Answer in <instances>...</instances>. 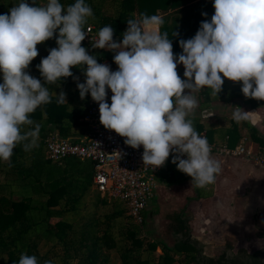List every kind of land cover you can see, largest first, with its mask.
I'll return each instance as SVG.
<instances>
[{
  "label": "clouds",
  "instance_id": "clouds-1",
  "mask_svg": "<svg viewBox=\"0 0 264 264\" xmlns=\"http://www.w3.org/2000/svg\"><path fill=\"white\" fill-rule=\"evenodd\" d=\"M213 7L210 22L203 21L193 38L180 40L178 57L172 39L159 31L164 23L160 15L133 13L122 42L113 40L111 25L101 28L91 38V47L115 53L118 67L112 71L81 46L88 35L85 26L94 19L85 0L70 5L47 0L44 6L19 0L0 15V160H10L18 144L25 151L35 147L40 125L30 116L51 102L46 85L73 76V67L86 66L85 82L77 83L80 98L90 93L99 104L101 125L123 137L125 145L143 147L144 166L161 167L171 153L172 163L191 177V184L204 188L215 183L221 164L211 157L207 138L190 118L198 107L194 93L207 87L218 96L227 79L242 83L245 97L264 100V0H213ZM57 31L58 47L49 49L37 66L42 84L26 70L38 56L37 45L53 39ZM178 64L183 65L184 79L177 73ZM56 96L58 102L66 101L63 92ZM251 116L234 107L236 123L250 121ZM18 264L38 260L22 253Z\"/></svg>",
  "mask_w": 264,
  "mask_h": 264
},
{
  "label": "trees",
  "instance_id": "trees-1",
  "mask_svg": "<svg viewBox=\"0 0 264 264\" xmlns=\"http://www.w3.org/2000/svg\"><path fill=\"white\" fill-rule=\"evenodd\" d=\"M212 1L85 0L94 13V19L90 18L86 26H92L98 33L101 28L111 25L113 40L122 42L127 20L133 13L137 17L142 14L160 15L164 23L159 31L161 34L166 32L172 39L173 53L178 57L182 53L180 40L193 38L203 21L210 22L215 10L213 3L208 7L205 4ZM18 2L0 0V15L8 13ZM26 2L30 6H44L47 0ZM59 2L70 5L75 0ZM184 11L188 13L183 19L181 17L179 27L166 24L174 14ZM57 36L58 31L53 39L37 45L38 56L26 70L42 84L44 81L37 66L42 58L47 57L49 49L58 47ZM81 46L95 56L98 63L108 64L111 70L118 67L113 62L115 53L93 49L83 42ZM84 70L73 67L70 69L73 76L46 85L52 94L51 102L41 105L30 116L40 125L35 147L25 151L23 145L18 144L10 160H0V264H18L22 253L36 256L38 264L49 260L52 264H264V246L249 253L242 248L232 252L230 245H226L218 255L206 256L202 244L191 237L184 216L185 206L169 217L171 245L149 241L142 232V226L132 222L123 202L93 190L89 161L65 158L50 162L45 159L44 141L48 136L56 135L59 139L77 142L87 133V126L81 119L91 95L87 94L82 100L77 88V83L86 80ZM241 87L242 83L225 79L218 96H213L207 87L200 92L205 102L227 104L239 99L250 109L264 107V100L245 97ZM61 92L66 98L63 103L58 102L56 96ZM228 124L222 135L223 146L233 148L243 136L246 147L253 153L264 155V139L247 121L241 122L243 132L241 127L238 130L233 119ZM172 159L165 162L162 170L166 168V171L161 170L155 180L169 185L191 179L177 170ZM145 215L146 212H142L143 221ZM257 236L264 242V233Z\"/></svg>",
  "mask_w": 264,
  "mask_h": 264
},
{
  "label": "crops",
  "instance_id": "crops-1",
  "mask_svg": "<svg viewBox=\"0 0 264 264\" xmlns=\"http://www.w3.org/2000/svg\"><path fill=\"white\" fill-rule=\"evenodd\" d=\"M212 3L213 1L206 3L205 6H212ZM186 13L188 12L184 11L179 14H174L166 21V24H168V26L175 25L179 27L180 19L181 17L183 19ZM180 69L184 71L183 66H181ZM181 77L184 79V76L181 75ZM199 93L201 94L200 91ZM201 96L204 104L201 107H197L199 118L195 119L197 122H194L195 120L193 121L194 128L199 134H203V136L207 138L210 147L213 148L211 157L220 162L221 172L217 174L215 183L207 185L204 188H198L194 184H191V179L172 183V188L181 191L186 188L187 192L188 186H190V192L186 195L191 199L187 204V212L192 213V215L195 214V219L197 218L196 216L199 215V229L197 230L201 233L199 235V233L194 231V228L189 225L191 229L190 234L194 240L202 244L204 254L208 257H213V255L205 253L206 246L208 244L210 247L221 246L223 232L219 229L231 226L233 223H238V213L242 211L252 214L255 212L260 213L261 217L256 220V225L264 228V174L261 170L257 172V169L249 164L250 162L246 161L244 157L237 158L235 156H226L219 153L217 150V148L223 146L222 135L225 128L229 125L228 121L232 119L234 107H240L252 113L250 121L247 122L256 130L258 135L261 134L262 136H260L264 139V108L250 109L239 101V99H233L227 104L221 101L205 102L203 93ZM212 110L219 113H211ZM237 124L238 130L240 131L241 127V131L243 132L244 128L241 126V123ZM242 139H244L243 136L238 139V143ZM162 171L165 172L166 168H163ZM155 181L156 185L159 183L165 184L158 180ZM170 185L171 184H167V188H169ZM195 194H197L196 198H194ZM225 222L227 223L226 225ZM240 248L241 247L238 249ZM259 249L260 248L256 250Z\"/></svg>",
  "mask_w": 264,
  "mask_h": 264
},
{
  "label": "built area",
  "instance_id": "built-area-1",
  "mask_svg": "<svg viewBox=\"0 0 264 264\" xmlns=\"http://www.w3.org/2000/svg\"><path fill=\"white\" fill-rule=\"evenodd\" d=\"M85 31L88 35L82 42L91 45V38L94 40L97 32L92 26H86ZM116 70L117 68L112 71ZM111 95L110 89L107 90L106 101L109 105ZM81 121L86 124L87 133L79 141L59 139L56 135H50L45 139V159L50 162L65 158L89 161L93 190L100 195L123 202L132 222L141 227L142 212L145 211L147 203L153 196L156 188L155 178L162 166L158 168L144 166L142 146L139 149H133L125 145L123 137L106 130L100 123L99 104L92 99ZM200 135L203 136V134ZM245 142V139H242L233 148L221 146L217 150L226 156L244 157L256 163H264V155L254 154L249 147L245 146ZM171 157L173 156L170 153L169 158Z\"/></svg>",
  "mask_w": 264,
  "mask_h": 264
},
{
  "label": "rangeland",
  "instance_id": "rangeland-1",
  "mask_svg": "<svg viewBox=\"0 0 264 264\" xmlns=\"http://www.w3.org/2000/svg\"><path fill=\"white\" fill-rule=\"evenodd\" d=\"M181 66L183 65H179V64L177 65L178 67L177 73L178 75H180V78L183 79L181 75L184 76L183 75L184 71L180 69ZM194 95L198 100V104H199L198 107L203 106L204 103L202 102L203 98L201 94L197 92L194 93ZM198 113H199L198 108H196L190 118L193 119V121L199 118ZM211 113L218 114L219 112L212 110ZM194 122L197 121L195 120ZM251 146L252 148H254L253 145ZM254 154H259V153H254ZM246 161H249L250 162L249 164H251L254 168H256L257 172L261 170V172L264 174V163L260 164V163H256L255 161L247 160V159ZM166 185L162 183L156 185V188L153 192V196L145 207L146 215L142 225L143 234L147 236L149 241L164 242L167 245H171L173 241H172V236L170 234L169 217L173 213L178 212L183 206H185L186 208L184 211V216L186 217L189 225L192 228H194V231H197L200 235L201 234L200 231L197 230L199 229L198 226L199 215H197L196 216L197 218L195 219L194 216L195 214L192 215V213L187 212V204L189 202L187 201L188 197L186 195L188 192H190V186H188L186 192V188L183 191H181L176 188L173 189L172 184L169 186L170 189L167 188ZM237 216L239 218L238 223H233L231 226H227L226 228L219 229L223 232L221 246L210 247L209 244L207 246L205 245L206 254L213 255L214 257L218 255L226 245H230L232 252H235L236 249H238L239 247L244 248L247 252H252L264 246L263 240L257 236L260 232L264 233V228L258 227L256 225V220L261 217L260 213L255 212L254 214H252V213H245L244 211H242L238 213ZM226 224L227 223L225 222V225ZM157 251L156 253H158Z\"/></svg>",
  "mask_w": 264,
  "mask_h": 264
}]
</instances>
